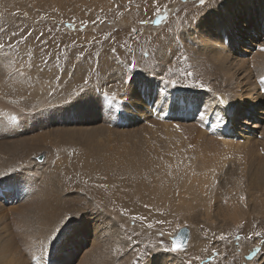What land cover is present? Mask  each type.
Wrapping results in <instances>:
<instances>
[{"label":"bare ground","instance_id":"bare-ground-1","mask_svg":"<svg viewBox=\"0 0 264 264\" xmlns=\"http://www.w3.org/2000/svg\"><path fill=\"white\" fill-rule=\"evenodd\" d=\"M162 1L165 12L172 14L178 3ZM197 1L180 2L190 7ZM212 1L204 3L211 6L209 11L203 7L191 19L194 26L198 23L190 34L194 43L191 39V45L181 42L186 31H175L181 48L173 59L176 65H169L172 53L168 50L159 55V62L150 57L144 65L137 61L143 67L130 72L129 65L125 68L119 60L124 69L118 64L109 66L111 55L97 53L75 61L71 55V60L65 55L55 58L60 55L49 49L44 50L45 57L59 61L58 71L50 80L26 71L23 79L30 80L22 85L11 78L18 77L19 65L0 62V264H33L31 257L39 255V241L66 213L74 223L52 245L50 264H132L137 256L143 264L141 253L146 245L149 264H179L160 247H151L159 240L152 229L159 221L165 223L164 216L173 227L182 222L192 226L188 246L194 243L192 230L216 233L213 247L205 250L210 253L202 258L191 256L193 260L185 264H264V245L253 243L255 235L245 228L249 225L244 220L246 207L236 205L232 196L223 205L212 204L215 195H230L231 189L239 187L240 176L224 165L238 162L254 149L258 142L251 135L261 134L264 128V97L255 83L258 78L252 79L254 75L242 69L248 45L264 34V0ZM36 2L0 0V26L7 29L8 25L11 34L19 37L22 26L34 24L37 13L41 14ZM66 11L70 21L79 23L69 25L78 28L87 22L78 15L73 19L76 10ZM26 13L30 19L15 24L18 15ZM148 16L141 22L146 37L150 30L157 31L156 22L153 27L146 23ZM117 21L127 27L130 20L121 16ZM86 24L90 31V22ZM7 39L4 36L0 43ZM182 55L187 59L178 61ZM153 70L155 79L150 74ZM252 71L264 77V57ZM160 75L174 80L176 86L165 85ZM91 76L93 80L86 85ZM98 79L107 84L102 93L117 95L119 103L111 116L108 104L102 107L95 93L83 95L82 90L95 87ZM124 79L131 83H123ZM157 85L168 103L152 102ZM216 95L225 104L216 103ZM174 98L187 99L188 104L174 107ZM11 100L18 103L13 105ZM201 101L208 105L204 121L196 114ZM12 115L18 117L17 122L7 121ZM218 117L223 120L219 125ZM200 149L214 150L215 156L201 158ZM257 170L253 173L257 188L243 198L253 205L252 214L264 215V166ZM132 217L143 219L133 222ZM237 230L242 235L234 248L229 242L237 238L233 234ZM221 235L226 239H218ZM232 249L238 252L236 260Z\"/></svg>","mask_w":264,"mask_h":264},{"label":"rangeland","instance_id":"rangeland-1","mask_svg":"<svg viewBox=\"0 0 264 264\" xmlns=\"http://www.w3.org/2000/svg\"><path fill=\"white\" fill-rule=\"evenodd\" d=\"M72 1L74 3H72ZM87 1L89 2V4H87L88 3ZM137 1L140 2V5L136 6L133 3ZM180 1L181 0H175L174 3L176 4L178 3L177 6L172 11V14H169V13L167 14L165 10L163 9L162 4L159 3V2H163L162 0L161 1L160 0H94V1L93 0L92 1L91 0L90 1L89 0H71V2L70 0H67V1L66 0H37L36 6L38 8L40 7V11L42 8V11L40 12L41 14L37 13L38 18L34 19V24L27 25V23H25V26H22V29H21L23 33L19 37L13 36L11 34L10 27L8 25H7V29H6V26L3 25L2 27L5 29V33L0 34V39L4 38V36H7L8 39L6 41L3 40L5 41L4 42L5 44L13 43L14 41L16 43L18 39L21 40L22 42L18 45L19 46L18 50H19L20 56L23 58V61L25 62L24 71L25 72L27 71L30 74L33 73L34 75H39V77L40 78L43 77L44 80L45 79L50 80L53 77V74L55 73V71L56 72L58 71L56 67L59 65V61L45 57V54H46L45 51L49 49L52 50L51 53L52 54L54 53L53 55H56V54L60 55V56L56 55L55 58L61 59L64 57V55H65V58H68V57L70 58V55H71L72 58H75V61L76 60H79V61L88 60L89 56L96 55L97 53L104 54V56L111 55V58L114 59L115 61L113 62L112 59L108 58L109 66L118 64L116 60H119L125 64V68H128L126 64L130 66L131 62L134 60L137 66L136 68H138V70L142 68L143 66H139L137 61L140 63V65H144L146 63V60H148V58L150 57L152 58L153 62H157V61L159 62V59H160L159 55H161V53L164 55L163 52L168 50L169 53L173 54V56L172 54L171 56H168L169 58L168 60H171L169 65H176L173 59L176 58L175 56L176 54L180 52L181 48L178 47L180 46L179 45L180 42L178 43V40L180 39V37H178L179 32L177 33L175 31L180 30V28H181L182 33L183 31H186L181 37V42L190 44L192 41V43H194L195 42L194 35L193 37H190V34L193 33V30L198 23H196L194 26V23L191 19L194 20V17H196V14H198L200 10L204 9L203 7H206L208 11L210 10V7H211V6L209 7L208 5L199 4L200 3L199 1L192 4L190 7H188L187 4L184 5L185 7H182L183 4ZM217 1L218 0H214L212 1V3L213 2L215 3ZM75 3L76 5H73ZM54 4H57L58 5L57 9L59 8L61 11L59 9L57 10ZM146 4H148V6ZM88 5L91 7H89ZM150 6H152L151 9H150ZM64 7L65 9L62 10V8ZM95 7L97 11L94 10ZM71 9L76 10L75 16H72L73 19L76 18L77 20V15H78L80 19H84V21H87L86 23L90 22V25H91L90 31L86 30V27H87L86 23L82 24V26L78 28L69 26V24L78 23L74 20L70 21L68 19V15L66 14L68 12L66 10H71ZM77 9L80 10V13ZM121 9L123 10L121 11ZM158 11L161 14L163 13L164 14L162 16L161 15L158 16L157 15ZM26 14L27 15L23 17L21 16V14H19L18 20H16L15 24H19L23 20L28 21L30 19V14L29 13H26ZM190 15L191 17L189 19ZM41 16L42 18H40ZM64 16L68 19V21ZM121 16H124L125 18L131 21V22L129 21V24L127 27L125 25L124 27H122L123 25L118 23L117 19L118 17H121ZM146 16L150 18L146 23L150 24L151 27H153V24L157 20L160 21L159 23L160 25L155 23L157 26V31L155 32L154 29L150 30L149 32H147L148 33L147 37L146 35H144L146 32L145 30L146 28L145 26L143 27V24H144L143 20ZM141 22H143V24ZM16 27L20 28V26H16ZM65 36L67 39L65 38ZM70 36L72 37V39ZM13 37H14V41L11 40ZM9 40H11V42H9ZM57 40L59 41L57 42ZM52 42H54V44ZM71 42L75 44H72ZM49 43L51 44L50 46L48 45ZM253 43L254 44L248 45L249 51L242 55V57H245V59L247 60L245 62V67H243L242 69H245L244 71H248L252 73L254 75L252 79L258 78L255 81V83H256V86L258 85L257 88L259 89L261 87L259 84V81L262 76H260L257 73H253L252 69L258 67L264 57V51H260L261 46H264V34L256 37L255 42ZM68 47H70L71 49ZM157 49H160V51L158 52ZM233 51L237 52L235 50ZM135 53L137 57L135 56ZM96 60H97V57H96ZM178 61H181V59H179ZM118 65L123 67V65L120 63ZM47 67L49 68V70ZM92 80H93V76L88 78V81H92ZM259 94L264 97V92L259 91ZM262 102H264V99H262ZM202 131H204V129ZM204 132L206 133V131ZM257 133H255L254 135H251L253 139L258 142V144L256 145L254 149L249 151L238 162L232 165H224V166L230 167L233 173L238 174L240 176L241 179L239 181L240 182L239 187L236 190L231 189L230 195L228 193H226L225 195H218V194L215 195V197L213 198L212 204L223 205L225 200L227 201V199L232 196L233 199L235 198L234 201L236 202V205H239V207H241L243 210H245L244 207H246L245 213L246 212L248 213H246V217L244 220L248 221L249 225L248 227H245V228H251L252 230L251 233L253 235L255 232H260L262 234L261 237L255 236L252 241L253 243H259L260 245L263 246L264 245V215L258 214L259 215L258 216V215L252 214L253 212L251 211H253V205L250 206L248 202L245 203L244 198L241 201V197L244 196L247 198L248 192H253L257 188L254 182L256 178L253 176V173H256V174L259 173L257 168L264 166V165H261V164H264V128L261 134H257ZM156 136L164 137L163 134L161 133H158ZM196 151H198V149H196ZM257 154L261 155V157L256 158L255 156ZM199 156L201 158L207 159L209 157L215 156V151L211 149H200ZM38 158H39L38 160H41V156ZM199 166L200 165H196V167H199ZM236 197L238 198V200ZM252 215H254V217ZM164 217H165V223H162V221L161 222L159 221L158 224L155 225L152 229L154 231V232L152 231L154 234L156 233L159 234L160 232L165 233L163 237L158 235V237L156 238V239H159L156 242L157 246L162 241L166 247L170 248L172 237L177 233L178 230L182 228L189 230V236H188L187 243L190 242L192 226L188 222H182L173 227L170 222H167V217L166 216ZM200 226H203V225L201 224ZM199 229H202V228H199ZM199 229H197V231L192 230V235L194 233L193 235L194 243H191L190 246L186 244L185 250L183 252H171V251H165L163 248L161 249L165 252L167 256H170V258H172L174 261L178 262L179 264H185V262H188L189 260L191 261L192 259L191 256H194V255H196V257L198 258L200 257L202 258L204 253H210L205 250L208 246L213 247L216 233L212 234V233L207 232V230H204L205 232L201 234L199 233ZM234 233L237 235L236 237H239V235L240 236L242 235L241 232L238 230L234 231L233 234ZM198 234L199 235L201 234L200 241L198 240L199 238ZM249 236H250V233H249ZM229 244L232 246H235L234 248H237L236 246H238L239 240L237 238L236 239L233 238V240L230 241ZM135 248H137V246ZM260 249L263 250V248H260ZM196 250H199V253H197ZM236 253L238 254L237 251L235 252L232 249L231 254L233 255L235 254L234 255L235 260H236V255H237ZM206 255H209V254H206ZM262 258L264 259V253L262 254ZM236 264H238V262Z\"/></svg>","mask_w":264,"mask_h":264},{"label":"snow or ice","instance_id":"snow-or-ice-1","mask_svg":"<svg viewBox=\"0 0 264 264\" xmlns=\"http://www.w3.org/2000/svg\"><path fill=\"white\" fill-rule=\"evenodd\" d=\"M199 2L201 5H203L205 3V0H199ZM157 15L160 16L161 13L158 11ZM156 23L159 24L160 21L157 20ZM69 26L71 27V25H69ZM3 33H5V29L2 26H0V34H3ZM12 35H16V33L13 32ZM21 42H22L21 40H18L16 43H7V44L0 43V62L12 64V65H19L18 67H16V72L18 73V77H11V78L13 80H15L16 83L23 85L25 83H28V80H30V77L28 78V80L23 79L26 75L25 71H24L25 62L23 61V58L20 56L19 50H18V45ZM157 51L159 52L160 49H157ZM260 51H264V46H261ZM145 55H147V54H145ZM9 57L11 59H8ZM186 59H187V56L181 57V61L186 60ZM136 67H137L136 63L133 60L130 64L129 68H128V71L135 72ZM168 71L171 72V69H169ZM150 74L152 75L153 79L156 78L157 74L154 70ZM186 75L192 76V72H187ZM159 79L165 85L171 84L172 87L176 86V82L174 80H166L163 75H160ZM122 82L125 84H130L131 80L130 79H124ZM85 84L88 85L89 81L85 80ZM259 84L261 86L259 88V91L264 92V77H261ZM106 86H107L106 82L102 83L98 79V82H97L95 87H92V88L87 89V90H82V92H83V95H87L88 93H95L97 95V98H98L99 102L101 103L102 107L105 103L108 104V114H109V116H111L113 114L115 104H118L119 101H118L117 95L115 93H113L111 96H108L107 94L102 93L101 90ZM197 86L203 87V85H197ZM154 92H155V95H153V98H152L153 103H156L157 101H159L163 105L164 103L169 102L168 96H162L159 85H157L155 87ZM149 94L151 95L152 92H150ZM169 95H171V94H169ZM215 102L218 103L219 105H223V104H225L226 101L220 95H216L215 96ZM10 103L15 105L18 103V101L17 100H11ZM181 103H183L186 106L188 104V101H187V99H184L182 101L180 98H174L171 101V105L174 107H178L179 105H181ZM207 113H208V105L204 104L203 101H201V106L197 107L196 114L199 115V119L201 121H204L206 119ZM6 119L9 123H15V122H17L18 117L16 115H12V116H7ZM221 123H223V120H222V118L218 117L217 124L219 125ZM2 190H3V188H2V186H0V191H2ZM241 200H243V197H241ZM81 219H83V216H81ZM132 219L136 220V219H143V218L142 217H132ZM73 223H74V221L72 220V217L66 213L60 218V220H58L52 227H50L48 229L46 234L39 241V245H40L39 255L34 254L31 257V261L33 262V264H50V260L48 259V257L50 255V249H51L52 245L59 241V237L64 232L69 231L72 228ZM147 227L151 228L152 225L148 224ZM159 235L161 237H163L165 235V233L160 232ZM254 235L256 237H261L262 234L260 232H255ZM251 238L252 237L249 236V239H251ZM218 239L225 240L226 237L221 235L220 237H218ZM237 239H239V237H237ZM185 244H186L185 236L182 234V232L180 230H178L177 233L173 236V238L171 240V247L170 248L166 247L162 241L159 243L158 246L160 248H163L165 251L183 252L185 250ZM148 247L149 246L146 245L145 246L146 250L143 253H141V255L144 257L143 264H149L148 256L150 255V253L147 251ZM151 247L153 249H155L157 247V245H151ZM117 251H119V250L117 249ZM139 261H140V256H137L136 259H134L132 261V264H139Z\"/></svg>","mask_w":264,"mask_h":264},{"label":"water","instance_id":"water-1","mask_svg":"<svg viewBox=\"0 0 264 264\" xmlns=\"http://www.w3.org/2000/svg\"><path fill=\"white\" fill-rule=\"evenodd\" d=\"M182 232V234L185 236V240L187 242V239H188V235H189V232L187 229L183 228L180 230ZM186 245V244H185Z\"/></svg>","mask_w":264,"mask_h":264}]
</instances>
